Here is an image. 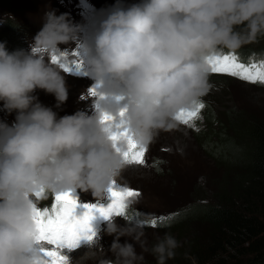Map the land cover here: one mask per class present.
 <instances>
[{"label":"clouds","instance_id":"obj_1","mask_svg":"<svg viewBox=\"0 0 264 264\" xmlns=\"http://www.w3.org/2000/svg\"><path fill=\"white\" fill-rule=\"evenodd\" d=\"M78 31L66 14L48 11L29 52L9 53L0 44V102L18 113L11 126L0 122V264H42L34 218L41 198L79 190L103 200L131 165L129 139L147 149L161 132L175 129L180 114L211 88V61L264 38V0H140L110 9L83 49L91 76L122 91L123 110L110 122L83 111L58 119L34 95L42 90L57 106L66 102L62 65L69 60L60 46L76 43ZM135 203L127 201L128 216L105 219L111 256L92 239L71 264H87L98 254V264H145V252L156 264L174 259L180 244L169 233L148 247L147 221L133 218Z\"/></svg>","mask_w":264,"mask_h":264},{"label":"rangeland","instance_id":"obj_2","mask_svg":"<svg viewBox=\"0 0 264 264\" xmlns=\"http://www.w3.org/2000/svg\"><path fill=\"white\" fill-rule=\"evenodd\" d=\"M139 2L140 0H0V29L6 19L13 18L17 24H24L23 32L29 33L21 48L26 53L30 51V45L41 30L43 17L48 11H54L57 16L66 14L68 19L79 28L76 43L60 46L62 52L67 54L68 64L78 62L84 68L76 77H71L68 72L65 74L68 99L57 106L58 102L54 95L37 90L34 93L37 102L41 105L46 104L45 107L55 110L56 114L59 113L58 119L75 114L77 111H83L93 117L103 118L107 114L115 118L118 112L123 110L122 91L114 92L108 82L104 84L107 79L97 82L91 76L83 49L93 41L101 20L110 9L118 3L127 8ZM249 48L262 53L264 41H258L255 46H249ZM73 53L76 55L74 56ZM210 84L211 88L201 101L208 104L215 121L209 124L206 119L207 112L204 116L202 111L201 116L190 124L180 122L175 129L161 132L155 142L147 148L145 164L130 165L123 174L121 184L116 185V187H129L142 193L135 199V213H138L140 219L147 221L143 225V231L149 248L165 233L170 234L174 231H168L169 227L163 230L165 226L160 222V217H172L170 220L172 221L180 213V219H193L197 207L192 206L188 211H180L181 208L193 202L197 205L202 204L201 206L217 204L222 191H229V183H233L234 180H231L239 176L238 172L227 174L223 163L216 159L233 164L239 162L238 150L229 149L225 144L228 140L236 139L232 126L230 127L229 118L235 115L245 116L264 126V87L243 82L234 77L219 75H211ZM93 89L96 92L95 96L90 94ZM51 100H55L57 104L54 109ZM70 108L72 113L68 114ZM17 115L15 111L9 113L5 110L3 103L0 102V122L11 126L15 123ZM212 131L220 132L213 134ZM221 134H223L222 138ZM107 195L110 194H105L104 198ZM72 196L87 202L97 200L91 193L79 190L73 192ZM53 201L54 197L51 196L42 198L39 206L50 205ZM88 204L91 203H85L84 206ZM235 204L239 205L238 199ZM153 219L157 221L156 227L151 226ZM119 222L123 224V220ZM105 226L101 227L98 218L89 221V227L95 233L94 240L99 241L105 253L111 256L109 249L113 237L105 234ZM188 226L187 231L180 235L175 233L176 231L171 233L179 244L181 243L180 247L185 242L182 237L186 234L192 232L194 236L201 234L205 237L207 226L204 223L196 220ZM188 230L191 232L189 233ZM126 239L122 237L120 243H125ZM42 247L45 246L41 243L35 250L41 256ZM86 251L87 248L64 254L68 264H71L73 259L80 258ZM141 251L137 245V252ZM143 255L145 264L156 263L154 256L150 253L145 252ZM100 258L102 254H98L95 260H89L87 264H98Z\"/></svg>","mask_w":264,"mask_h":264},{"label":"trees","instance_id":"obj_3","mask_svg":"<svg viewBox=\"0 0 264 264\" xmlns=\"http://www.w3.org/2000/svg\"><path fill=\"white\" fill-rule=\"evenodd\" d=\"M11 19H6L0 29V44H4L9 53L22 51L21 46L29 33L23 32L24 24ZM255 44H247L235 53L225 51L223 54H233L245 64L260 63L264 61V52L249 48ZM205 105L202 111L204 116L207 112L206 119L211 124L215 118L208 104ZM229 119L236 139L225 144L229 149L238 150L239 162L233 164L216 159L223 163L227 174L238 172L239 176L231 180L234 182L229 183V191H222L217 204L201 206L193 202L181 208L180 211H188L192 206L197 207L192 220L180 219L179 213L172 221L163 223V230L169 227L168 231L174 230L171 233L176 231L178 235L186 232L188 225L196 220L207 226L205 237L201 234L194 236L188 230L191 233L182 237L185 242L167 264H264V126L245 116L235 115ZM218 132L212 131L213 134ZM237 199L239 205L235 204ZM133 218L146 221L140 219L138 213Z\"/></svg>","mask_w":264,"mask_h":264},{"label":"snow or ice","instance_id":"obj_4","mask_svg":"<svg viewBox=\"0 0 264 264\" xmlns=\"http://www.w3.org/2000/svg\"><path fill=\"white\" fill-rule=\"evenodd\" d=\"M67 56V54H64ZM75 56L76 53H73ZM53 63H59L60 58L51 57ZM212 73L224 74L230 77L238 78L243 82L264 87V61L260 63H242L233 54H223L211 61ZM79 63L75 67L79 68ZM65 71H71V66H64ZM91 95L95 96V90H91ZM205 103L200 101L196 107L189 112L181 113L178 119L183 124H190L195 120L200 111L205 108ZM123 113H121L122 115ZM113 119L110 115L105 114L102 122H110ZM127 136V133L123 134ZM119 137L114 136L113 140ZM129 151L125 153V158L134 165H144L147 149H138L129 139ZM111 203L107 208L97 207L95 205H85L86 212L81 218L74 215L77 208V200L73 198L72 193H62L57 195L55 203L51 209H36L34 213L35 222L39 230V242L45 247L41 248L43 260L42 264H68L67 258L61 255V250H69L79 247L82 239L90 241L94 239L95 233L89 227V221L93 219V213L99 212L105 219L111 216H128L126 203L128 200L139 198L142 193L129 187L113 186L109 190ZM39 198V197H38ZM172 217H160L161 223L170 221ZM147 223V222H146ZM151 226L156 227L157 221L153 219Z\"/></svg>","mask_w":264,"mask_h":264},{"label":"bare ground","instance_id":"obj_5","mask_svg":"<svg viewBox=\"0 0 264 264\" xmlns=\"http://www.w3.org/2000/svg\"><path fill=\"white\" fill-rule=\"evenodd\" d=\"M44 101V100H43ZM51 103L53 104V109H54V107H56V102H55V100H51ZM43 106H47L46 104H44ZM50 107V106H49ZM55 111V110H54ZM74 111V110H73ZM56 112H58L57 110H56ZM69 113H72V110H71V108L69 109V111H68V114ZM59 114V113H58ZM57 114V115H58ZM225 163V162H224Z\"/></svg>","mask_w":264,"mask_h":264}]
</instances>
